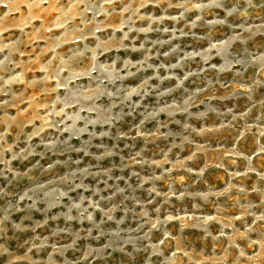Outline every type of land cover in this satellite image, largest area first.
Masks as SVG:
<instances>
[{
    "label": "rangeland",
    "instance_id": "obj_1",
    "mask_svg": "<svg viewBox=\"0 0 264 264\" xmlns=\"http://www.w3.org/2000/svg\"><path fill=\"white\" fill-rule=\"evenodd\" d=\"M0 264H264V0H0Z\"/></svg>",
    "mask_w": 264,
    "mask_h": 264
}]
</instances>
